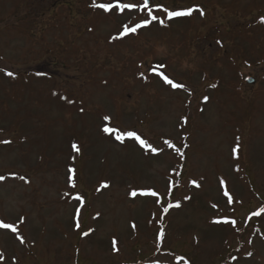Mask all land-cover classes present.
<instances>
[{
	"label": "rangeland",
	"instance_id": "1",
	"mask_svg": "<svg viewBox=\"0 0 264 264\" xmlns=\"http://www.w3.org/2000/svg\"><path fill=\"white\" fill-rule=\"evenodd\" d=\"M157 3L204 15L155 12L165 25L112 41L146 13L0 0V68L14 73L0 72V140L11 141L0 143V220L17 225L0 228V264H264V217L248 219L264 206V0ZM106 125L164 150L120 143ZM223 218L236 227L214 222Z\"/></svg>",
	"mask_w": 264,
	"mask_h": 264
},
{
	"label": "snow or ice",
	"instance_id": "2",
	"mask_svg": "<svg viewBox=\"0 0 264 264\" xmlns=\"http://www.w3.org/2000/svg\"><path fill=\"white\" fill-rule=\"evenodd\" d=\"M90 7H92L93 9L103 13V14H107V15H123L126 12H143L146 13V16L140 21L135 23L134 25L130 26L129 24L125 23L121 26V29L118 31L117 35L112 36L111 40L115 41V40H119L122 39L126 36H128L129 34H136L138 29L141 28H146L149 25L152 24L153 21H158L161 25H165V20L161 19L158 15L154 14L155 12H161L163 13L166 18L168 20L174 19V18H179V17H188L191 16L194 12H199V14L201 16L204 15V12L202 9L198 8V7H184L181 8L179 10H170L168 7L164 6L163 4H159L157 3L155 5V7H153L151 5V0H138V2H133V0H91V4ZM261 23H264V17H261ZM91 30V29H90ZM219 43V41H218ZM161 67H164V65H156L152 71L157 74L160 75L162 77V79L164 80L165 83L169 84L170 86H172L173 88H184L185 85L180 84V83H176L174 82L172 79H170L167 75H164L163 73L159 72V69ZM0 72H5V74L9 77L14 76V73L11 71H6L3 68H0ZM143 77V74H141ZM213 87H215V85H213ZM63 99L67 100V97H63ZM209 98L207 96L204 97V101L207 102ZM69 103H74V101L69 100ZM81 111H83V109H81ZM105 121H110L111 117L109 116H105L103 118ZM185 122H187V118H184ZM102 131L108 135L114 136V139L116 141H119L120 143H123L126 139H131L135 142H137L139 144V146L142 149H145L146 151L153 153V154H159L160 152H162L164 149L163 148H157L154 147L152 144H150L146 139L141 138L140 135L137 134L136 131L134 130H121L119 127H114V126H104L102 128ZM238 139V138H237ZM0 143L3 144H10L11 141L10 140H0ZM164 145H167L168 147L174 149L177 153H179L180 155H183V153L180 151L179 148H177L175 146V144L172 143L171 140H164L163 141ZM186 146V145H185ZM238 147L239 145H237V147L235 149H233L234 152L238 151ZM72 148L79 152V148L76 144L72 145ZM68 183L69 186L71 188H75L76 187V183H75V177H74V173H75V169L74 168H68ZM12 176H16V174H11ZM20 180H24L26 183L28 182L25 177L23 176H19L18 177ZM7 177L0 175V181H4L6 180ZM192 183L194 185H196L197 187H199V184L196 181H192ZM221 185H225V182L223 180L220 181ZM104 187H108V185L105 183ZM134 196L136 195L135 192L132 193ZM65 195H68V193H65ZM141 195H145V196H152V197H157L156 203H160V199H159V193H157L155 190L153 189H145L141 192ZM224 195L227 197V203L229 205H231L234 201H233V197L230 195V193L227 191L226 187L224 190ZM75 200L79 201L81 204H83V197L80 196L79 194H77L74 197ZM185 199H189V197H185ZM171 207H180V204L177 202L176 204H169L168 207L163 208V212L167 213L169 211V208ZM213 208H216L217 205L213 204L212 205ZM77 218L80 215V208L76 209L75 212ZM99 216V213H97V217ZM252 217H264V206L259 207L258 209L254 210L251 212V215L248 217V219H251ZM23 222V219H21V223ZM215 223H224V224H230L232 227H236L237 221L235 219H229V218H223V219H217L214 221ZM133 227H135V225H133ZM0 228L3 229H10L12 232H17V225L13 224V223H6L3 220H0ZM76 228L79 229L80 228V224L77 220L76 223ZM94 231V229H89L88 231H85L83 233L84 236H88L90 234V232ZM20 240V243H24V239L21 236L17 237ZM164 240V231L163 229H161L157 236H156V242H157V248L159 249L160 244H162ZM251 242V241H249ZM113 244V249L118 251V249L116 248V240L115 238H113L112 241ZM247 256H252L251 252L247 253ZM2 254H0V260H2ZM180 260H184V257H179ZM233 259H236V257H233ZM185 264H188L187 261H185Z\"/></svg>",
	"mask_w": 264,
	"mask_h": 264
},
{
	"label": "water",
	"instance_id": "3",
	"mask_svg": "<svg viewBox=\"0 0 264 264\" xmlns=\"http://www.w3.org/2000/svg\"><path fill=\"white\" fill-rule=\"evenodd\" d=\"M256 81L253 79V78H247L246 79V83L249 84V85H252L254 84Z\"/></svg>",
	"mask_w": 264,
	"mask_h": 264
}]
</instances>
